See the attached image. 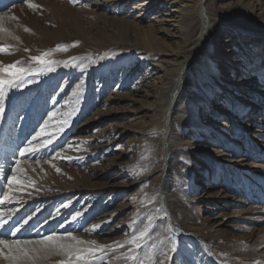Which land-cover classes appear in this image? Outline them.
Listing matches in <instances>:
<instances>
[{"label":"rangeland","instance_id":"1","mask_svg":"<svg viewBox=\"0 0 264 264\" xmlns=\"http://www.w3.org/2000/svg\"><path fill=\"white\" fill-rule=\"evenodd\" d=\"M176 1L27 0L38 5L32 9L0 0V67L19 61L31 69L3 89L0 199L11 200L0 204L9 220L0 239L71 234L85 242L77 247L106 246L71 264H158L166 255L165 264H264V9L252 12L247 0L219 14L236 0H206L214 25L197 49L199 18L186 34L175 10L196 11L198 0ZM245 21L261 36H237L233 24ZM43 53L55 61L52 71L31 61ZM188 59L164 161L159 110ZM52 112L53 143L20 157ZM17 160L23 184L9 191ZM17 226L21 236L12 234ZM140 231L136 248L129 241ZM61 262L69 257L57 252L35 264ZM0 264L9 261L0 255Z\"/></svg>","mask_w":264,"mask_h":264},{"label":"snow or ice","instance_id":"2","mask_svg":"<svg viewBox=\"0 0 264 264\" xmlns=\"http://www.w3.org/2000/svg\"><path fill=\"white\" fill-rule=\"evenodd\" d=\"M27 3V7L35 9L38 8V5L33 3ZM70 2L75 3L76 0H70ZM3 18H0L2 20ZM15 19V17H12ZM26 31L28 29H25ZM0 32H6V29L0 28ZM75 46V45H73ZM59 49L66 50L64 45H59ZM5 49L0 46V52ZM27 51V49H25ZM50 55V53H43L40 56L31 57V61L35 62L37 65H41V71L46 68L48 71H52L51 65L55 63V61L47 60L46 57ZM20 62H16L7 66L0 67V73L3 75L0 76V114H3L4 109V99H3V89L5 86L15 87L16 81L20 80L25 72L31 71V69H26L24 67H19ZM80 67L83 68L85 65L83 63L80 64ZM79 88V85H77ZM65 117L71 115V113H64ZM57 116L56 112L49 113V120H45L44 124L40 126L39 131H36L35 135L31 140L27 142V144L19 149L20 157H24L26 154H31L37 152L39 149L44 148L53 143V139L55 138L54 133H49L47 129L49 128V121ZM67 119L61 121L57 126V131H62L63 126L67 124ZM45 137H48L45 139ZM40 140V143H36V141ZM187 163H191V161H187ZM20 160L16 161V166L12 167L11 172L12 176L8 177V185L9 191H11V185L15 184H23V181L17 179L16 174L21 172L22 169L19 168ZM2 171V169H0ZM59 171V169H57ZM11 200V197L8 193L3 195V199H0V204L8 202ZM4 213H0V228H3L5 224L8 223V220L5 218ZM80 215L78 212L75 216H73V220L77 219ZM28 221L25 220L24 224H27ZM63 226V225H62ZM98 227L97 225H93L92 228L95 229ZM20 228H16L15 231L12 232L15 235ZM11 231V229H10ZM146 233L144 231H140L138 237H134L129 241L130 244H134L136 248H142L143 245L141 240L145 237ZM85 242L77 239L76 237L68 234L67 237H60L56 234L45 236L41 240L38 241H21V240H13L9 241L6 239H0V255H3L5 259L9 261V264H35V262L42 256L51 255L57 252H63L65 255L69 257V264H71L72 257L75 256L76 260L86 259L87 256H94L97 252H101L104 250L106 246L96 245L95 241L88 242L87 247H77L80 245H84ZM119 247H123L122 244L118 245ZM6 249V253L3 251ZM175 246L169 249V252L175 251ZM135 259V257L133 258ZM168 259V256H165V261ZM165 261H159L158 264H165ZM63 264V262H61ZM140 264H144L141 260Z\"/></svg>","mask_w":264,"mask_h":264},{"label":"bare ground","instance_id":"3","mask_svg":"<svg viewBox=\"0 0 264 264\" xmlns=\"http://www.w3.org/2000/svg\"><path fill=\"white\" fill-rule=\"evenodd\" d=\"M163 1L164 2L172 1L171 3L174 2V4L178 3L176 0H163ZM182 1H191V0H182ZM242 2L247 3V0H236L234 2H229L226 5H222L219 9L220 10L219 14L228 10L227 9L228 7H229V10H230V8H234V7L241 8L244 5ZM206 3H207L206 0H198L197 6H196V11H194L192 9V7L189 5H184L183 9H180V10L174 9L176 12H180V17L182 20V28L185 30L186 34L192 32V31L190 32V28L192 27L191 24H192L193 17L196 15L199 18L200 28L198 30L197 38H196L197 39V44H196L197 49L201 48L204 45V43H206L208 37H210L209 35H210V33L212 31V27L214 25L212 19L210 18L211 14L209 13V6ZM254 3H255V5H253L251 7V11L252 12L253 11L258 12L257 14H259L264 9V0H254ZM224 6H226V9L224 8ZM241 9H243V8H241ZM164 15H168V14H164ZM217 17H215V20ZM259 20L264 23V16L260 17ZM256 26H257V24H255L254 22L247 23L245 21L243 23H234L232 28H234L237 36L240 35V31L242 30V31H244V33H247V35L249 37L257 38V37L261 36V31L259 30V28H256ZM241 40L242 39L240 38L239 41H241ZM227 41H229V40H222V42H227ZM234 52L231 54L234 55ZM213 58L216 59L217 56H213ZM228 61L233 62L234 60L229 59ZM192 65H193L192 59H188L184 62L183 66L178 71L177 78L174 80V82L172 81V84L168 87V94H166V95H168V96H166L167 97V104L163 105L161 110H159L161 112L160 115L162 116V118H161L162 119V131H161V137H160V139H161L160 141H161L162 146H161V150H160V155H161V159L164 161L167 160V157L169 154V151L167 149L169 147V142H170V138L167 137V135H166L167 134L166 129H167L168 122L171 118V113L173 112V109H174L175 101L178 99L177 89L182 84L183 78H185L187 76L189 68H191ZM166 88L167 87H165V89ZM165 164L161 165L159 168L160 176L162 178L163 187L166 185L164 180H163V175H164L165 169H166ZM17 228H20V230L18 232H16L15 235H13V236H21L23 231H24L23 229H25V227H22V226H17ZM2 229L3 228H0V231H2ZM15 229H16V227L12 230V232L15 231ZM192 237H196V236H192Z\"/></svg>","mask_w":264,"mask_h":264},{"label":"water","instance_id":"4","mask_svg":"<svg viewBox=\"0 0 264 264\" xmlns=\"http://www.w3.org/2000/svg\"><path fill=\"white\" fill-rule=\"evenodd\" d=\"M168 218H169V215H168ZM172 229H173V226L171 225Z\"/></svg>","mask_w":264,"mask_h":264}]
</instances>
